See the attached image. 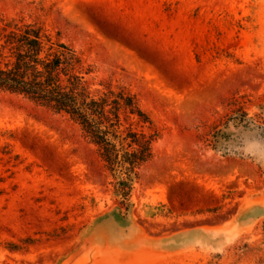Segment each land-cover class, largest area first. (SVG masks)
Returning <instances> with one entry per match:
<instances>
[{
  "label": "rangeland",
  "instance_id": "rangeland-1",
  "mask_svg": "<svg viewBox=\"0 0 264 264\" xmlns=\"http://www.w3.org/2000/svg\"><path fill=\"white\" fill-rule=\"evenodd\" d=\"M0 15L58 32L161 130L124 214L77 125L0 93V264H264V148L207 141L264 101V0H0Z\"/></svg>",
  "mask_w": 264,
  "mask_h": 264
},
{
  "label": "trees",
  "instance_id": "trees-1",
  "mask_svg": "<svg viewBox=\"0 0 264 264\" xmlns=\"http://www.w3.org/2000/svg\"><path fill=\"white\" fill-rule=\"evenodd\" d=\"M92 74L93 66L58 32L0 15V93L22 96L77 125L103 164L111 197L127 214L134 207L140 169L153 158L161 130L128 87L93 83ZM256 108L253 115L240 104L231 108L211 126L208 145L224 157L239 158L245 139L264 148V101Z\"/></svg>",
  "mask_w": 264,
  "mask_h": 264
}]
</instances>
